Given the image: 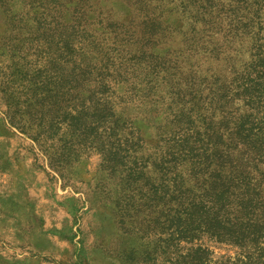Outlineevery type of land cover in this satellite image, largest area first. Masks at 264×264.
<instances>
[{
  "label": "trees",
  "instance_id": "trees-1",
  "mask_svg": "<svg viewBox=\"0 0 264 264\" xmlns=\"http://www.w3.org/2000/svg\"><path fill=\"white\" fill-rule=\"evenodd\" d=\"M122 1L38 0L35 59L0 71L3 126L66 183L97 153L99 201L153 238L141 264H264V0Z\"/></svg>",
  "mask_w": 264,
  "mask_h": 264
},
{
  "label": "rangeland",
  "instance_id": "rangeland-1",
  "mask_svg": "<svg viewBox=\"0 0 264 264\" xmlns=\"http://www.w3.org/2000/svg\"><path fill=\"white\" fill-rule=\"evenodd\" d=\"M37 5L38 0H0V71H13L14 62L22 67L35 59L26 55L24 39L37 26L33 19L43 10ZM101 5L117 15L125 8L122 0H101ZM1 117L0 112V264H126L125 253L131 249L137 259L132 264H141L138 258L153 248V238L125 232L109 202L99 201L96 185L107 178L99 170L100 156L83 154L69 168L66 183L33 142L5 128ZM203 243L215 257L239 251L207 239Z\"/></svg>",
  "mask_w": 264,
  "mask_h": 264
}]
</instances>
